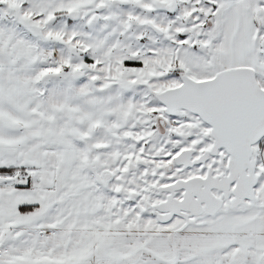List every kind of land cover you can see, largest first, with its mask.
Listing matches in <instances>:
<instances>
[{
  "label": "snow or ice",
  "instance_id": "obj_1",
  "mask_svg": "<svg viewBox=\"0 0 264 264\" xmlns=\"http://www.w3.org/2000/svg\"><path fill=\"white\" fill-rule=\"evenodd\" d=\"M0 264H264V0H0Z\"/></svg>",
  "mask_w": 264,
  "mask_h": 264
}]
</instances>
